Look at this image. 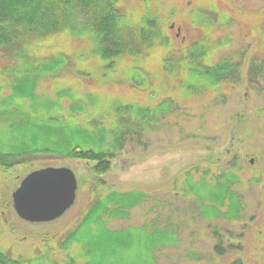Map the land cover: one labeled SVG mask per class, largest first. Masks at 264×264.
I'll list each match as a JSON object with an SVG mask.
<instances>
[{"label": "trees", "instance_id": "obj_1", "mask_svg": "<svg viewBox=\"0 0 264 264\" xmlns=\"http://www.w3.org/2000/svg\"><path fill=\"white\" fill-rule=\"evenodd\" d=\"M152 3L135 0L131 9L120 0H0V47L14 46L13 54L19 59L5 78L9 91L3 92L0 83V128L8 127L13 135L10 147L0 140V165L5 168L34 155L50 154L83 162L93 182L89 203L67 232L40 236L29 250L5 252L0 246V264H153L156 249L178 243L177 232L168 221L160 226H111L110 219L128 217L144 192L101 190V174L111 167L127 137H139L159 121L158 115L169 111L175 91L185 97L213 91L240 77L241 72L247 81L261 79L264 55L250 59L243 68L229 56L210 59L211 50L230 41L229 34L214 40L206 36V32L229 24L228 14L214 8L213 0L195 3L185 14L170 8L168 17L178 20L185 15L191 26L203 31L201 37L181 45L173 42L150 9ZM64 32L85 39L91 66L78 69L99 84L142 87L147 82L139 69L140 60L152 58V50L160 48L158 66L169 77L170 88L147 103L124 96L106 97L94 89L78 90L69 84L55 85L51 93L37 92L35 86L42 75L57 74L67 64L59 52L41 54L31 61L28 48L34 42L30 39L39 41L47 34ZM124 58L127 65H122ZM229 136L226 148L233 143V130ZM238 179L232 165L210 180L203 175L192 181L186 171L181 189L199 200L201 216L237 217L241 202L233 185ZM227 264L247 263L234 257Z\"/></svg>", "mask_w": 264, "mask_h": 264}, {"label": "rangeland", "instance_id": "obj_2", "mask_svg": "<svg viewBox=\"0 0 264 264\" xmlns=\"http://www.w3.org/2000/svg\"><path fill=\"white\" fill-rule=\"evenodd\" d=\"M213 1L214 8L228 14L229 24L225 29L206 32V36L214 40L229 34L230 41L211 50L210 59L229 56L241 62L243 68L250 59L263 56L264 0ZM120 2L125 8H134L135 0ZM201 2L204 0H153L150 9L159 16L173 42L181 45L201 37L203 31L191 26L185 15L178 20L168 17L169 10L182 9L185 14L186 8ZM36 39H30L34 42L28 48L31 61L41 54L59 52L67 64L57 74L47 73L38 79L35 87L39 93H51L55 85L69 84L78 90L94 89L106 97L124 96L147 103L158 100L160 93L170 88L169 77L158 66L160 48L152 50V58L140 60L139 69L147 83L139 87L120 82L99 84L82 75L80 67L91 66V59L81 35L50 33L39 41ZM14 49V46L0 47V83L5 93L9 91L5 78L15 60H19L13 54ZM127 61L124 58L122 65H127ZM243 76L241 72L240 77L221 83L216 90L194 96L185 97L175 91L169 111L158 115L159 121L143 130L139 137H127L111 167L101 174L104 180L99 185L101 190L144 192V198L129 210L128 217L110 219L111 226H160L168 221L176 230L178 243L156 249L153 264H227L234 257L247 264H264V73L261 79L258 74L254 81ZM7 128H0L4 147H10L13 141ZM231 130L233 143L226 148ZM28 159L5 168L0 165V246L5 252L15 248L29 250L40 236L67 232L92 195L91 174L83 162L50 154ZM49 165H65L74 171L77 179L74 204L52 220H25L14 210L12 191L29 171ZM230 165L239 176L233 188L240 196L241 210L237 217L201 216L199 200L181 189L186 171L192 175V181L203 175L210 180Z\"/></svg>", "mask_w": 264, "mask_h": 264}, {"label": "water", "instance_id": "obj_3", "mask_svg": "<svg viewBox=\"0 0 264 264\" xmlns=\"http://www.w3.org/2000/svg\"><path fill=\"white\" fill-rule=\"evenodd\" d=\"M76 189V176L69 166L36 168L25 174L12 191L13 207L25 220H52L73 205Z\"/></svg>", "mask_w": 264, "mask_h": 264}, {"label": "flooded vegetation", "instance_id": "obj_4", "mask_svg": "<svg viewBox=\"0 0 264 264\" xmlns=\"http://www.w3.org/2000/svg\"><path fill=\"white\" fill-rule=\"evenodd\" d=\"M12 195V194H11Z\"/></svg>", "mask_w": 264, "mask_h": 264}]
</instances>
